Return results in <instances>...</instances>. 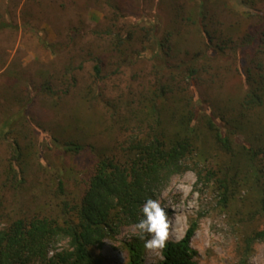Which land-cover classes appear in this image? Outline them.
<instances>
[{"label":"rangeland","instance_id":"obj_1","mask_svg":"<svg viewBox=\"0 0 264 264\" xmlns=\"http://www.w3.org/2000/svg\"><path fill=\"white\" fill-rule=\"evenodd\" d=\"M201 6L207 29L217 32L258 24L264 13L261 0H0V24L6 26L0 28V122L12 120L0 141V227L19 218L61 220L60 202H79L98 157L122 155L134 126L131 109L141 116L154 84L168 77L161 71L165 64L162 54L156 56L155 38L174 43L171 53L180 56L201 48L199 26L182 21ZM42 38L54 49L44 47ZM230 58L215 62V82L209 85L203 78L196 84L202 140L189 168L172 176L155 200L168 217V241L180 240L189 221L201 216L190 242L197 264H264V242H246L264 229V155L257 159L258 182L239 156L241 165L228 173L232 194L226 205L219 203L218 182L206 178L209 169L228 161L204 126L208 105L241 96L245 63L241 56ZM96 64L99 79L94 77ZM46 82L56 92L52 97L42 92ZM119 103L121 109L110 117V105ZM42 135L49 139L40 143ZM13 140L21 150L19 159ZM68 141L80 144L82 151H66ZM245 141L244 135L234 138L236 147ZM136 235L134 226L121 227L94 254L101 264H126L123 243ZM66 246L64 240L56 245ZM161 259V251H145L144 264Z\"/></svg>","mask_w":264,"mask_h":264},{"label":"trees","instance_id":"obj_2","mask_svg":"<svg viewBox=\"0 0 264 264\" xmlns=\"http://www.w3.org/2000/svg\"><path fill=\"white\" fill-rule=\"evenodd\" d=\"M261 3L264 6V0ZM197 12V8L191 9L182 21L187 26H199L204 38L201 48L180 56L171 53L174 43L169 45L155 38L156 56L163 55L165 65L161 71H166L168 77H161L154 84L149 97L143 100L141 116L136 114L140 110L131 109L129 121L134 122V126L122 155L98 157L79 202L72 204L65 199L60 202L61 220L19 218L0 227V264H101L94 250H100L104 241L117 235L121 227L134 226L141 218L143 203L148 198L155 200L172 176L189 168L187 162L202 140L194 106L198 97L196 84L204 81L203 78L209 85L215 82L218 75L214 65L219 59L241 56V63L245 65L240 78V98L228 99L217 107L208 105L211 112L205 114L204 126L213 146L228 157V161L217 165L218 170L209 169L206 178H214L222 189L221 205H226L232 194L228 173L239 168L240 158L258 182L261 171L257 169V159L264 155V13L258 24L227 26L217 32L207 29L203 6ZM4 27L0 24V28ZM41 42L47 49H54L55 45L45 39ZM118 42L120 45L121 41ZM115 50H120L118 43ZM246 53L249 56H245ZM93 72L99 79L98 64L94 65ZM41 89L44 95L56 94L48 82ZM119 105H110V117L121 109ZM11 126L9 117L0 122V141L5 139ZM237 135H244L246 139L239 147L234 144ZM48 139L46 135L39 138L40 143ZM13 144L15 159H19L21 150L17 140H13ZM64 148L74 154L83 149L72 141L64 143ZM12 171L15 173L14 169ZM196 174L200 180L201 171ZM59 190H62L61 184ZM200 218L199 215L189 221L180 240L167 242L161 250L162 259L155 264H197L190 242ZM146 239L147 235L144 239L136 235L123 243L126 264H144ZM61 240L66 241L67 246L58 249L56 245ZM246 242L249 245L264 242V229L254 232Z\"/></svg>","mask_w":264,"mask_h":264},{"label":"clouds","instance_id":"obj_3","mask_svg":"<svg viewBox=\"0 0 264 264\" xmlns=\"http://www.w3.org/2000/svg\"><path fill=\"white\" fill-rule=\"evenodd\" d=\"M182 188L183 186H178ZM140 234V239L145 238V234L150 236L145 240L146 251L159 254L167 246L169 239V222L165 209L158 200L148 198L141 207V218L134 225Z\"/></svg>","mask_w":264,"mask_h":264}]
</instances>
